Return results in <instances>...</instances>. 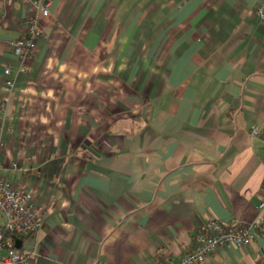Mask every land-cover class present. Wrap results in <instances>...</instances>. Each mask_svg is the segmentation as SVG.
Returning <instances> with one entry per match:
<instances>
[{
	"label": "crops",
	"instance_id": "1",
	"mask_svg": "<svg viewBox=\"0 0 264 264\" xmlns=\"http://www.w3.org/2000/svg\"><path fill=\"white\" fill-rule=\"evenodd\" d=\"M50 1L23 65L29 9L0 0L1 174L41 210L32 264H170L210 218L259 220L262 0ZM205 264H264V238Z\"/></svg>",
	"mask_w": 264,
	"mask_h": 264
},
{
	"label": "built area",
	"instance_id": "2",
	"mask_svg": "<svg viewBox=\"0 0 264 264\" xmlns=\"http://www.w3.org/2000/svg\"><path fill=\"white\" fill-rule=\"evenodd\" d=\"M20 5L29 9L23 21L24 33L10 42V49L14 56L25 65L37 53V42L43 36L42 23L50 15V0H17ZM264 20V0L258 11ZM22 71L24 69L22 68ZM15 83L10 68L4 70V85L8 94L11 93ZM9 96L0 98V114L7 108ZM252 137L261 138L264 142V132L257 128L251 131ZM4 142L0 137V157ZM13 165V169H17ZM0 162V264H32L31 258L26 253L16 248V242L8 235L25 238L38 234L43 227V216L37 208L33 196L14 187L10 181L1 174ZM260 203L258 211L261 218L250 225L238 222L222 224L210 218L204 225L202 232L197 234L191 244L186 248L182 258L170 264H205L219 249L223 248H248L255 240L256 235L264 238V182L260 190ZM18 241V240H17ZM21 241V240H19Z\"/></svg>",
	"mask_w": 264,
	"mask_h": 264
},
{
	"label": "water",
	"instance_id": "3",
	"mask_svg": "<svg viewBox=\"0 0 264 264\" xmlns=\"http://www.w3.org/2000/svg\"><path fill=\"white\" fill-rule=\"evenodd\" d=\"M16 248L18 249V250H20L21 249V246H22V242L21 241H16Z\"/></svg>",
	"mask_w": 264,
	"mask_h": 264
},
{
	"label": "trees",
	"instance_id": "4",
	"mask_svg": "<svg viewBox=\"0 0 264 264\" xmlns=\"http://www.w3.org/2000/svg\"><path fill=\"white\" fill-rule=\"evenodd\" d=\"M7 238H11L14 242H16L17 240H22V238L12 237L10 235H8Z\"/></svg>",
	"mask_w": 264,
	"mask_h": 264
}]
</instances>
